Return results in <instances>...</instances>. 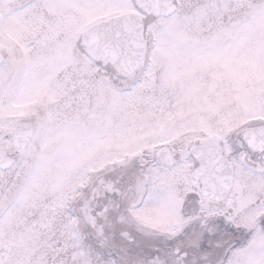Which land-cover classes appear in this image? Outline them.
<instances>
[{
    "label": "snow or ice",
    "instance_id": "1",
    "mask_svg": "<svg viewBox=\"0 0 264 264\" xmlns=\"http://www.w3.org/2000/svg\"><path fill=\"white\" fill-rule=\"evenodd\" d=\"M0 264H264V0H0Z\"/></svg>",
    "mask_w": 264,
    "mask_h": 264
}]
</instances>
